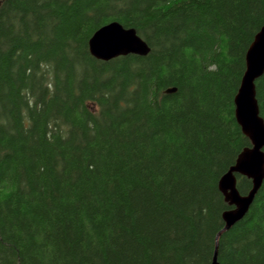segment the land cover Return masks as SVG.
I'll return each mask as SVG.
<instances>
[{
  "label": "trees",
  "instance_id": "trees-1",
  "mask_svg": "<svg viewBox=\"0 0 264 264\" xmlns=\"http://www.w3.org/2000/svg\"><path fill=\"white\" fill-rule=\"evenodd\" d=\"M112 21L149 53L93 58ZM263 25L264 0H0V264H212ZM217 263L264 264V179Z\"/></svg>",
  "mask_w": 264,
  "mask_h": 264
},
{
  "label": "water",
  "instance_id": "water-1",
  "mask_svg": "<svg viewBox=\"0 0 264 264\" xmlns=\"http://www.w3.org/2000/svg\"><path fill=\"white\" fill-rule=\"evenodd\" d=\"M88 50L96 60L108 62L127 55L146 56L150 48L134 28H125L112 21L95 30L88 40ZM263 74L264 25L245 53V71L234 97L235 120L250 146L239 153L235 163L218 181V189L230 209L222 214L224 227L216 236L212 264H218L219 237L243 219L264 179V119L260 115L255 84ZM175 91V88H169L165 93ZM236 175L251 181V189L246 194L239 193Z\"/></svg>",
  "mask_w": 264,
  "mask_h": 264
}]
</instances>
